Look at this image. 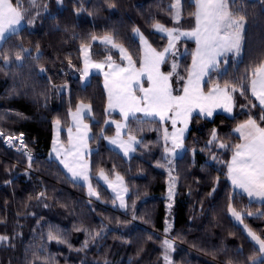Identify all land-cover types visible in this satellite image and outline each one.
I'll use <instances>...</instances> for the list:
<instances>
[{"label": "trees", "instance_id": "1", "mask_svg": "<svg viewBox=\"0 0 264 264\" xmlns=\"http://www.w3.org/2000/svg\"><path fill=\"white\" fill-rule=\"evenodd\" d=\"M174 1L20 0L25 19L0 47V236L9 237L0 243V264H253L258 258L228 211L231 205L241 213L242 224L264 239V204L232 191L227 165L239 143L234 129L249 117L264 127L259 119L264 111L249 92L252 68L264 60V0H231L230 8L245 17L242 52L229 54L228 63L222 57L203 91L228 83L237 89L243 85L244 95L232 93L231 117L192 116L184 152L177 159L165 152L166 147L170 150V124L139 117L126 125V135L139 140L132 157L125 160L109 149L103 138L114 130L105 121L119 117L106 114L102 76L81 82L82 46L89 48L93 62L111 57L123 65L117 51L103 43L111 36L139 68L141 47L133 29L138 28L156 52L168 41L157 33V23L170 30H192L195 0H181L177 21L169 10ZM194 48L192 41H178L161 66L166 75L173 63L178 66L170 79L173 95L182 92ZM77 104L91 108L85 122L91 131V186L98 200L87 196L49 156L52 124L59 120L61 128H67ZM213 130L217 139L209 143ZM21 134L31 161L25 152L3 144L5 137ZM220 143L228 147L220 148ZM101 171L109 179L122 177L128 190L124 210L95 179ZM169 180L174 184L168 213ZM50 232L64 242L49 240ZM166 239L173 245L167 252Z\"/></svg>", "mask_w": 264, "mask_h": 264}, {"label": "snow or ice", "instance_id": "2", "mask_svg": "<svg viewBox=\"0 0 264 264\" xmlns=\"http://www.w3.org/2000/svg\"><path fill=\"white\" fill-rule=\"evenodd\" d=\"M231 0H195L196 12L193 13L196 21L195 28L190 32H179L178 30H170L161 24L154 27L160 32H166L169 36V45L163 52H156L155 49L147 43V40L140 33V30L133 29V32L139 36L141 43L145 47L144 56L140 61V68L137 70L135 62L127 50L119 44H116L111 36L104 38L105 44H111L113 48H117L123 60L127 61V67L115 64L111 57L106 61L108 72H105L106 83L108 89V107L109 109L120 110L125 121L129 117H135L136 113H143L145 116H158L161 122L170 120L173 129L172 133V149L165 148V152L176 155L177 149L183 148L182 138L188 126L191 114L198 110L199 113L206 117H211L216 108H221L225 112H231L233 96L232 93L240 91L244 95V86L240 89L235 86L230 87L225 83L221 88L219 85L212 88L207 94L201 90V82L210 71H217L221 63L220 57H224L223 63H228V54L240 56L243 46V33L245 27V17L238 15L237 11L230 8ZM34 3V0H33ZM114 7V5H113ZM170 11L175 10V17L179 18L181 10V0H175L170 6ZM25 19V10L20 0H0V47L6 42L11 35L17 34L18 26ZM31 23V21H29ZM180 36L194 38L197 44L196 51L192 54V68L189 71L188 79L183 86L181 95H173L170 85L171 76L176 73L177 65L172 64V71L167 75L160 71V64L164 62L165 56L170 53L175 46V40ZM96 39L95 36L92 37ZM83 49V46H82ZM22 52L27 49L21 48ZM16 60L21 61L23 57L20 53L16 54ZM5 63L8 57L4 56ZM93 67L103 69L104 64H94ZM44 69H41L43 72ZM84 77L88 75V62H85V69L82 73ZM147 76L149 83L148 88H144L140 83V77ZM250 90L252 96L256 97L259 105L264 111V60L254 66L251 72ZM139 91L141 95L134 94ZM255 107V105H253ZM90 111V106L79 105L75 113H70L76 127V136L73 137L72 129H68L69 147L58 145V141L54 140L53 152L56 154L60 163L71 173V179H83L89 181L88 163L83 159L85 149L87 147V132H81V129L87 130L88 126L82 123V113L85 110ZM264 121V115L259 117ZM177 123H181L183 127L176 129ZM57 128L60 121L55 122ZM125 125L116 124L117 139L110 140V143L116 145L128 155L129 151H134L133 143H138L134 136H129L128 142L119 140L121 128ZM234 131L239 133V138L243 143L235 145L231 162L228 163V178L232 185L241 189L249 197H256L264 200V127H261L256 119L249 117L248 120L238 125ZM165 141L167 142V130H165ZM4 134L0 132V137ZM22 147L23 134L18 138ZM217 139L216 131L213 130V143ZM8 142L13 143L14 138L8 137ZM220 148H227L224 143L219 144ZM31 161V155L28 154ZM215 159V157H213ZM170 162V161H169ZM77 168L80 170L78 171ZM101 178L107 180L101 171ZM122 182V177H117ZM111 187L112 185L109 184ZM115 191V189H114ZM126 191V189H125ZM171 187L169 196H172ZM43 195V193H41ZM89 195H97L89 183ZM117 197L121 200V206H124L123 198L117 192ZM229 211L237 219H241V213H238L231 205ZM251 215V213H248ZM249 236L259 245L258 251L264 256V239H261L255 233L249 231ZM9 237L0 236V243L7 241ZM49 240H56L63 243L58 236L51 232L48 234ZM165 252L172 248L171 240H164ZM164 260L169 262L168 255L164 256ZM253 264H257V260L253 258ZM258 264H264V259H260Z\"/></svg>", "mask_w": 264, "mask_h": 264}, {"label": "crops", "instance_id": "3", "mask_svg": "<svg viewBox=\"0 0 264 264\" xmlns=\"http://www.w3.org/2000/svg\"><path fill=\"white\" fill-rule=\"evenodd\" d=\"M195 12H196V9H195ZM179 19V18H178ZM176 19V21L178 20ZM21 25L18 26V29L20 28ZM195 26H196V21H195ZM194 26V28H195ZM193 28V29H194ZM192 29V30H193ZM192 30H189V31H182V32H190ZM157 33L165 36L167 38V45L165 48L168 47L169 45V36L167 35L166 32H160L158 30H156ZM181 32V31H179ZM137 39L139 41V44H140V47H141V59L143 58L144 56V52H145V47L144 45L141 43L140 39H139V36H137ZM181 40H187V41H192L194 42L195 44V48H194V51L193 53L196 51V48H197V44L195 42V39L194 38H188V37H185V36H180L178 39L175 40V44L178 42V41H181ZM104 41V40H103ZM102 42V41H101ZM104 43V42H103ZM148 43V42H147ZM149 44V43H148ZM109 46L112 47L111 44H108ZM150 45V44H149ZM113 48V47H112ZM152 48V47H151ZM174 48V47H173ZM173 48L171 49L170 53L172 52ZM117 51V53L120 55V58L122 59L121 57V54L119 52V50L117 48H113ZM164 51V50H163ZM162 51V52H163ZM159 53V52H158ZM170 53H168L166 56H165V60L167 59V57L170 55ZM229 54H232V53H229ZM228 54V55H229ZM193 58V57H192ZM222 57H220L219 59L221 60ZM81 60H82V72H81V82L83 85H85L87 82H88V79L91 75H94V74H98L100 76H102V79H103V87H104V90H105V94H106V106H105V111H106V114L107 115H117L119 117V120L115 121L113 120L112 118H107L106 121H105V126L106 127H111L113 128L114 130V133L112 136L110 137H104L103 138V142L104 144L111 150H113L114 152H116L117 154H119L123 159L125 160H129L132 155L134 154L137 146L139 145V140H137L135 138V140L138 142V143H133L132 144V147L135 149L134 151H129L128 155H125L124 154V151L121 149V148H118L116 145H113L110 143V140L112 139H117V130H116V124H121V125H125V127L121 128V131H120V136H119V140H122V141H125V142H128L129 140V136L126 135V125H127V121L129 119H132V118H136V117H139L141 119H144V120H154V121H157V122H160V123H165V122H168L171 126V130L169 132V145H170V150L172 149V133L175 131V129H173L172 127V124H171V121L170 120H166L165 122H161L159 117L158 116H152V117H149V116H145L143 113H136L135 117H129V119L127 121H125L124 117L121 115L120 113V110L118 108L116 109H109L108 107V89L105 87V83H106V78H105V72H108L109 69L107 67V63L106 62H93L91 61L90 59V55H89V48L88 47H85L83 49H81ZM88 62V75L87 77H84L82 75V73L84 72V69H85V62ZM123 60V59H122ZM164 60V61H165ZM124 61V64L121 65L123 67H127V61L126 60H123ZM97 63H100V64H104V68L103 69H97L95 67H93L92 65L94 64H97ZM164 63V62H163ZM160 64V71H161V66L162 64ZM141 66V64H140ZM140 68V67H139ZM139 68H137V70H139ZM192 68V59H191V63H190V66H189V69H188V74H189V71L191 70ZM162 72V71H161ZM212 71H210L211 73ZM209 73V74H210ZM188 74H187V78L185 80V83L188 79ZM166 75V74H165ZM208 76H205L201 82V90L203 91V84H204V81L205 79L207 78ZM140 83L141 85L143 86V83H145L146 85L144 86V88H148L149 87V83H148V80H147V76H142L140 77ZM184 83V84H185ZM171 85V83H170ZM215 87V86H214ZM212 87V88H214ZM212 88H210L207 92H204L205 94H207ZM249 92H250V95L251 97L253 98V100L255 101L256 105L261 109L260 105H259V101L256 99V97L252 96L251 94V90L249 88ZM135 95L139 96L141 95V93L139 91H135L134 92ZM182 94V92H181ZM180 94V95H181ZM81 105V104H77V106L75 107V109L73 111H71L70 113H75L77 111V107ZM83 105H86V104H83ZM88 106V105H86ZM262 110V109H261ZM69 113V125L67 128L65 129H62L60 124H59V127L57 128L55 122L52 124V140H51V148H50V152H49V156L52 160H54L58 165L59 167L62 169V171L65 173V175L75 184H78V185H81L82 187L85 188V192L87 194V196L91 197L92 199H95L97 200L98 196L97 195H89V183H91V175H90V162H89V158H90V155L92 153V150L89 146V140H90V137H91V131H90V128H89V124L85 122V118H91L92 116V113H91V108H90V111L89 110H85L83 113H82V123L87 125L88 128L87 130L85 129H81V132H84L86 131L87 132V139H86V144H87V147L86 149L84 150L85 151V154L83 156V159L88 163L89 165V168H88V176H89V181L86 182L84 181L82 178L81 179H77V180H72L71 179V173L68 172V170L64 167L63 164L60 163V160L57 158L56 154L53 152V147H54V144H53V141L54 140H57L58 141V145H63L65 148L69 147V144H68V138H69V133H68V129L71 128L72 129V135L73 137L76 136V127L74 126V122H73V118H72V115ZM215 114H222V115H225L227 117H231L233 115V103H232V110L231 112H225L223 109L221 108H216L213 112V115L211 117H206V116H203L199 113L198 110L194 111L190 118L192 116H199L201 118H204V119H211ZM190 118H189V121H188V126H187V129L185 130L184 134H183V138H182V143L184 142L186 136H187V133H188V130H189V122H190ZM183 127V125L181 123H177L176 125V129H179ZM234 135L239 139V143H243V141L239 138V133H236L235 131H233ZM62 134H64L63 138H62ZM235 150V149H234ZM184 152V145H183V148L182 149H177L176 150V155H172L171 154V151L169 152V155L172 159H177L179 157L182 156ZM234 152V151H233ZM233 155V154H232ZM232 158V156H231ZM231 158L229 160V163L231 162ZM77 170L79 171L80 169L77 168ZM104 174V173H103ZM105 177H107L105 174H104ZM117 177H120L118 175H115L112 179H109L107 177V180H104L101 178V172H99L96 176H95V179L98 181L99 184H101L110 194L111 196L114 198V200L116 201V205L118 207L119 210H124L125 209V200H126V197L128 195V190L126 189L125 185H124V182L122 180V182L120 180L117 179ZM227 181H228V184L229 186L231 187L232 191L235 192L236 194H239L241 196H244L248 201L250 202H253V203H257V204H264V200H261L260 198H256V197H249L245 192H243L241 189L239 188H236L232 185V182L231 180L228 178V168H227ZM109 184H111L112 186L110 187ZM93 189V188H92ZM115 189V191H114ZM126 189V191H125ZM95 192V191H94ZM117 192L120 193V196L123 198V202H124V206L122 207L121 206V200L120 198L117 197ZM96 193V192H95ZM248 237H249V234H247ZM250 238V237H249ZM258 248H259V245L257 244L256 245ZM261 255V254H260ZM264 258V256H261Z\"/></svg>", "mask_w": 264, "mask_h": 264}, {"label": "rangeland", "instance_id": "4", "mask_svg": "<svg viewBox=\"0 0 264 264\" xmlns=\"http://www.w3.org/2000/svg\"><path fill=\"white\" fill-rule=\"evenodd\" d=\"M32 2H33V0H31ZM35 1V0H34ZM175 2V1H174ZM174 17H175V10H174ZM180 17V16H179ZM175 19H178V18H176L175 17ZM20 25H22V24H20ZM21 27V26H20ZM20 136H18V137H13L14 138V140H13V143L12 144H10L9 142H8V140H7V138L8 137H5L4 139H3V144H4V146H6V147H8V148H11V149H14V150H20V151H23V152H25V149H24V147H22L21 146V144H20V142H19V138ZM1 138V137H0ZM25 155L28 157V154H26V152H25ZM170 156V155H169ZM173 181L172 180H169L168 181V185H167V204H166V207H167V209H168V213H169V211H170V209H171V207H172V196L170 197L169 196V189H170V187H171V191H172V193H173ZM111 195V194H110ZM97 200H98V198H97ZM228 215H229V217H230V219L235 223V224H237L238 226H241V229H243V232L246 234V237L250 240V242L253 244V246L256 248V250L258 251V247L256 246L257 245V243H256V241H254L252 238H251V236H249L248 237V235L247 234H249V230L242 224V222H241V219H242V216H241V219L240 220H237L232 214H231V212L230 211H228ZM170 226V224H168V227ZM258 254H259V256H258V258L256 259L257 260V262L260 260V259H264L263 257H261V255H260V253H259V251H258Z\"/></svg>", "mask_w": 264, "mask_h": 264}]
</instances>
